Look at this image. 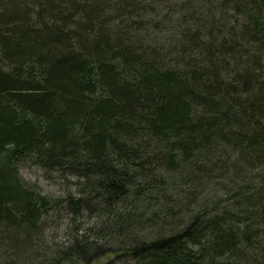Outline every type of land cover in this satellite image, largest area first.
I'll list each match as a JSON object with an SVG mask.
<instances>
[{
	"label": "trees",
	"instance_id": "16d2710c",
	"mask_svg": "<svg viewBox=\"0 0 264 264\" xmlns=\"http://www.w3.org/2000/svg\"><path fill=\"white\" fill-rule=\"evenodd\" d=\"M54 203L75 233L48 247ZM108 252L264 264V0H0V264Z\"/></svg>",
	"mask_w": 264,
	"mask_h": 264
},
{
	"label": "rangeland",
	"instance_id": "374dc122",
	"mask_svg": "<svg viewBox=\"0 0 264 264\" xmlns=\"http://www.w3.org/2000/svg\"><path fill=\"white\" fill-rule=\"evenodd\" d=\"M20 173L23 181L28 186H33L41 192V194L51 197L52 199L60 198L62 199L65 196L68 190H74V179L68 178L63 179L56 174H48L45 171L30 165H25L20 168ZM172 186V185H170ZM214 186L212 184L204 189V199L206 200H216L219 197L217 191H213ZM189 191L188 187H179L180 190ZM184 194V193H183ZM218 195V196H217ZM52 209L48 213V217L44 220L41 228L36 232L46 246L54 247L56 245H64L70 239V237L75 233L74 225L71 223V217L66 214L64 210H60L57 206V203H54ZM80 230L84 231L90 225H93L95 218H91L88 215L77 219ZM74 232V233H73ZM77 232V231H76ZM43 245V244H42ZM115 253L108 252L102 256H99L93 260L90 264H111L114 260ZM115 263H118L115 261Z\"/></svg>",
	"mask_w": 264,
	"mask_h": 264
}]
</instances>
